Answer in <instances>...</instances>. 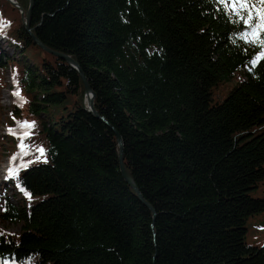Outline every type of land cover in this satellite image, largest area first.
Here are the masks:
<instances>
[{
	"label": "trees",
	"instance_id": "16d2710c",
	"mask_svg": "<svg viewBox=\"0 0 264 264\" xmlns=\"http://www.w3.org/2000/svg\"><path fill=\"white\" fill-rule=\"evenodd\" d=\"M16 1L0 0L17 51L0 46V90L9 68L27 101L10 118L35 127L17 167L32 163L2 184L0 264H264V61L232 42L218 0ZM32 34L77 62L98 116L80 72ZM118 134L153 210L121 173ZM19 135L0 134V155Z\"/></svg>",
	"mask_w": 264,
	"mask_h": 264
},
{
	"label": "snow or ice",
	"instance_id": "6c2138e0",
	"mask_svg": "<svg viewBox=\"0 0 264 264\" xmlns=\"http://www.w3.org/2000/svg\"><path fill=\"white\" fill-rule=\"evenodd\" d=\"M218 3L222 6L221 11L225 13L229 21L236 25L237 31L233 33V43L237 42V39L243 41L244 44L254 46L259 51L255 53L254 59L250 62L253 67L258 63L264 61V0H218ZM10 25V22H5L0 17V33H3ZM231 39V37H230ZM252 70V69H250ZM14 84H18L15 74L13 76ZM13 95L16 97V103L19 106H23L26 103V99L21 95L19 88L14 90ZM35 127V122L19 121L16 128H9L8 132L12 135L19 133V152L11 157V161L15 162L20 155H28L27 145L24 143V139L31 135V129ZM39 153L36 156V160L39 161L45 157L46 149L40 146L36 149ZM46 162V159L44 160ZM32 161L20 164L19 167H9L6 179H18L19 172L22 169H27ZM18 187L20 185L18 184ZM20 191L28 198L31 199V193L25 188L20 187ZM2 235V233H0Z\"/></svg>",
	"mask_w": 264,
	"mask_h": 264
},
{
	"label": "rangeland",
	"instance_id": "374dc122",
	"mask_svg": "<svg viewBox=\"0 0 264 264\" xmlns=\"http://www.w3.org/2000/svg\"><path fill=\"white\" fill-rule=\"evenodd\" d=\"M16 6L20 8V5L18 3ZM23 11L24 10L21 9V12H23ZM21 14L23 16V13H21ZM0 46L5 53H8L10 55H12V54L17 55V51H15L13 49V47L7 43V40L5 38H3L2 36H0ZM12 76H13V74L11 73V70L9 68H7V70L5 71V74H4V84L5 85L0 90V103H1V107L3 109V119H2L1 125H0V134L6 138L7 142H10L9 136L14 137V136L19 135V133H17V135H12L8 132L9 128L14 129L17 127V123L15 121H12L10 118L11 117V111L10 110H11L12 104L16 103V97L13 95V92L16 89L14 86V82L12 80ZM237 82H239L238 78L227 83V85L220 86L215 92V102L222 101L224 99V97H226L228 95L229 90ZM16 150L14 151V153L12 151L9 152V148L7 147V149H4L1 151V155H0V210H1V204L3 201L2 197H3V193H4L2 184L6 183L8 185V181L10 179H6V176H7L6 171H7V168H9V167H15V164L17 163V160L15 162L11 161V157L15 153L17 154L19 152V150H17V151ZM18 158H19V156L17 157V159ZM263 189H264V186H263ZM6 195L9 197L10 201H12L13 203H17V201L20 198H22L21 194L19 192L14 191L12 188L8 189ZM254 195H256V193H254ZM263 218H264V214L253 219L252 223H254V224L260 223ZM1 227L3 229H5L6 231L12 232V233H20V231H21V224L20 223L6 222L4 224H1ZM254 231H255L254 233H251L249 235V242L252 244H258L260 242L259 239H255V237L252 236L254 234H257L255 229H254Z\"/></svg>",
	"mask_w": 264,
	"mask_h": 264
},
{
	"label": "water",
	"instance_id": "95a60500",
	"mask_svg": "<svg viewBox=\"0 0 264 264\" xmlns=\"http://www.w3.org/2000/svg\"><path fill=\"white\" fill-rule=\"evenodd\" d=\"M11 1L12 3L16 4L17 5V2L16 0H9ZM31 9L32 7H30L29 11H28V14H27V17H26V25L28 26V20H29V17H30V13H31ZM24 14V11L22 12ZM32 36L34 37L35 41L42 47L44 48L46 51L48 52H51L53 54H56L58 56H60L61 58L65 59L66 61H68L70 63L71 66H73L74 68H76L83 80H84V83L86 85V92H87V99H88V102H89V106L87 104V108L89 111H91L92 113H94L96 116H98V112L95 110V106H94V98H95V93L93 92V90L91 89V87L89 86L88 84V80L84 74V72L80 69L79 65L77 64V62L71 58L69 55L67 54H64V53H60V52H57V51H54L52 49H50L49 47H47L44 43H42L34 34H32ZM89 97V98H88ZM86 99V101H87ZM118 142H119V145H120V168H121V173L125 179V181L130 185L132 186L138 193V196L139 198L148 206L150 207V209L153 210L152 206L150 204H148V202H146V200L143 198V195L141 194V192L139 191L138 187L136 186L134 180L132 179V177L128 174L127 172V169L125 167V164H124V143H123V140H122V137L118 134Z\"/></svg>",
	"mask_w": 264,
	"mask_h": 264
},
{
	"label": "bare ground",
	"instance_id": "6f19581e",
	"mask_svg": "<svg viewBox=\"0 0 264 264\" xmlns=\"http://www.w3.org/2000/svg\"><path fill=\"white\" fill-rule=\"evenodd\" d=\"M15 5V4H14ZM89 98V97H88ZM87 104H88V106H89V102H88V99H87ZM9 167V166H8ZM8 169L9 168H7V171H6V174H7V172H8Z\"/></svg>",
	"mask_w": 264,
	"mask_h": 264
}]
</instances>
